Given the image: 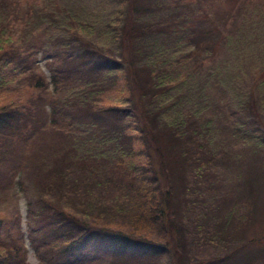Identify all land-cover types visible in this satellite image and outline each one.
<instances>
[{
	"label": "trees",
	"instance_id": "16d2710c",
	"mask_svg": "<svg viewBox=\"0 0 264 264\" xmlns=\"http://www.w3.org/2000/svg\"><path fill=\"white\" fill-rule=\"evenodd\" d=\"M108 1L0 0V91L33 90L0 105V185L22 176L35 186L28 216L43 223L36 230L27 224L34 264H93L89 249L81 252L90 237L115 241L110 264H127V252L164 256L171 249L175 264H214L236 245H260L244 230L226 233L233 213L247 217L241 227L252 220L244 205L222 209L227 220L221 216L218 227L200 220L189 231L182 222L185 211L208 210L210 189L193 192L194 184L220 166L234 168L240 186L251 182L249 167L260 159L264 172V45L255 41L258 50L245 37L264 35V0H115L117 13L107 20ZM32 23L36 31L24 35ZM163 45L176 50L161 52ZM222 46L232 61L203 67ZM175 81L196 91V103L167 118L178 102ZM214 84L239 112L229 129L239 152L228 151L233 141L217 142L212 118L204 119ZM111 92L119 102L105 104ZM219 134L226 138V129ZM227 153L229 167L221 164ZM175 176L191 180L192 192L184 187L180 197ZM139 211L172 230L173 240L148 237ZM4 227L0 218V264H32L24 232Z\"/></svg>",
	"mask_w": 264,
	"mask_h": 264
},
{
	"label": "rangeland",
	"instance_id": "374dc122",
	"mask_svg": "<svg viewBox=\"0 0 264 264\" xmlns=\"http://www.w3.org/2000/svg\"><path fill=\"white\" fill-rule=\"evenodd\" d=\"M108 2L110 8L106 10V17L107 20H111L115 18L118 7L117 2L115 0H109ZM35 26L36 25L32 23L29 27L24 28V35H29L32 32L36 31ZM254 36H256V38L250 36V32L245 33V37H248L246 38V41L249 42L247 39H250V42L254 43L257 47H259L258 50H261V44L264 45V35L257 33ZM236 37L241 38L240 35H237ZM258 40L262 41L261 44L259 43V45L255 42ZM241 45L242 42H239V47H241ZM184 46L186 45L181 46V48L177 47L178 52L184 53L188 49ZM172 49L176 50V48H170L169 46L163 45V47H161V52L162 50L163 52L165 50H169L170 52ZM169 52H167L166 55ZM261 56H263L262 51L261 53L256 52V54L254 55L255 61L260 59ZM37 60L42 70L47 73L48 68L46 66V57L41 54V51L37 53ZM220 61L224 62V65L222 63V67H225L226 63L232 61V59H230L228 55L227 48L225 49V46H222L215 53L214 56H208L203 61V67L209 66L210 64L216 65ZM175 82V98L178 97V102L173 104L172 108L170 107L169 113H165V115L167 114V118H169L170 115H174L179 109H184V111L186 112L189 111V109L191 110L190 107L192 105H195L196 103L193 99V94L196 91L191 89L188 90L186 86H183L181 81ZM217 88L218 85L214 84V93H212V96H210V93H207L206 95V97L209 98V104L212 107L210 111L205 114L204 119L212 118L213 125L215 126L214 138L217 140V142L220 139H224L226 144L233 141V147L231 149H228V151L239 152L238 147L234 144V142L238 139L235 133L232 134L233 129H231L229 132L231 126V113H234V115L237 117L239 112L232 103L233 101L228 98L227 94L225 92L221 94L222 89L219 88L217 90ZM32 92L33 90L28 87H23L20 91H0V105L16 98H27ZM117 95L118 94L115 92L107 93L106 96H104L103 102L105 104H110L113 101L117 103L120 99ZM190 96H192L191 100L189 99ZM221 102L226 104L225 107L227 109V112L225 113L221 110ZM178 106H180V108L176 110ZM158 121L161 122V120ZM224 128L226 129L227 133L226 138L219 134ZM248 128L250 130H253L250 125H247V127H245V130ZM230 133L232 134V136H230ZM251 136L252 139H254L253 135ZM230 158L231 155L227 153L226 160L221 164L225 165L226 167H229L231 165ZM251 159L252 157L247 156V164L251 161ZM260 160H258L257 163H254L252 166L249 167V171L252 174V176H250L251 182L249 184H244L240 186L238 179H235L233 175L235 169H228L224 166H220L215 174H210L209 176L204 177L201 181L195 184L191 180H189L187 184H194L193 192H196L199 188H209L210 190L206 194V202L209 204L208 210L205 213L204 211H201V215H199L195 211V208H192L191 210H189V212H184V222H182L184 230L191 231V229L189 228H194L195 224H197L200 220H202L201 224L213 223L216 227H218L220 223V218L223 213L222 209H225V207L232 205V203H236L238 205H244L247 208V211H250L248 214L251 215L252 220L248 223L247 226L241 227L239 222H243V219H246L247 217L241 218L235 213H233L232 216L229 218V223L227 227L225 228L227 235L228 231L233 229H239L244 230L248 237H252L254 239L259 238V240L263 242L260 245L250 247L248 251H245V247L236 245L235 249L228 255V260L226 259V261L222 262L216 261L214 264H264V172L261 171L260 164L262 160ZM256 171L261 172L260 175H258ZM175 180V185L177 187L176 193L180 197L182 189H184V187H186V190L192 192V187L187 186L184 183V179L175 176ZM35 191L36 190L34 184L30 180L22 176H18L15 179V184L10 187H7V185H0V218H3L5 220L4 228L6 230H9V232H12L13 234L18 229L24 232V240L28 248L27 262H30L32 264L37 262V257L35 254V249L33 245H31L32 241L30 238L32 237L28 238L27 236V224L30 221L29 228L34 227L36 230V228H39L43 223L41 222V218L37 214L36 217L28 216L29 206L33 204L36 200ZM183 211L181 210L182 217ZM239 211L243 212L242 207L239 208ZM139 217L148 225L147 227L142 229L146 232L148 237H151L153 240L159 242H161L162 240L167 241V239L170 241L173 240L171 235L172 230L165 231L164 229H162L161 226H159V223L153 220L146 219L141 212ZM17 220H19L20 223H18ZM226 220L227 217L222 216V222H225ZM3 233L5 234L6 232L4 231ZM36 235L39 236V233H36ZM48 236L49 235L39 236L38 239L40 241H48L50 240V237ZM169 244L171 245V242H169ZM115 247V241H111L109 239L98 241V239L96 240L95 238L90 237L87 240L86 244H84V246L82 247L81 252H83V254H86V251L89 249V255L87 257V260L92 261L93 264L101 262L104 264H110V255L106 254L113 252L116 249ZM171 252L172 249L171 251H169V253H166V255L164 256L157 255V252L148 253V255H133L127 252L129 258L127 264H175L176 259L172 255H170ZM118 262L119 261H116L115 263ZM119 264L122 263L119 262Z\"/></svg>",
	"mask_w": 264,
	"mask_h": 264
}]
</instances>
